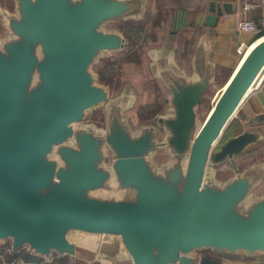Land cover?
<instances>
[{
	"label": "water",
	"instance_id": "obj_1",
	"mask_svg": "<svg viewBox=\"0 0 264 264\" xmlns=\"http://www.w3.org/2000/svg\"><path fill=\"white\" fill-rule=\"evenodd\" d=\"M13 4V11L0 4V243L71 264H227L198 258L203 251L264 256V193H256L264 160L238 165L264 140V113L228 134L264 75V36L204 120L197 112L216 82L211 28L235 6L210 3L190 72L176 59L175 27L145 51L165 112L133 128L132 89L112 96L94 66L130 44L108 26L142 21L149 0ZM100 108L102 127L87 121ZM225 163L227 177L218 172Z\"/></svg>",
	"mask_w": 264,
	"mask_h": 264
},
{
	"label": "rangeland",
	"instance_id": "obj_2",
	"mask_svg": "<svg viewBox=\"0 0 264 264\" xmlns=\"http://www.w3.org/2000/svg\"><path fill=\"white\" fill-rule=\"evenodd\" d=\"M0 4L3 9H8L10 11L14 10L13 0H0ZM164 18L166 19H163L162 16L159 20L151 21L152 16L150 14L149 8L146 17L142 21H116L111 23L108 26V29L121 31L127 37H130L129 30L131 27H144L146 32V41H134V39L130 38V44L124 50V52L114 54L108 59L104 58L94 66L95 71L99 74L100 81L110 84L112 96L119 94V92H121L124 87L129 86L132 89L133 94L136 97V101L134 103V106L129 111H127L126 116L133 128H138L139 125L143 122L148 123L150 120H152V118L150 117L156 112H165V92L159 85L158 81L151 76L148 69V59L145 55V51L148 48L158 45L162 41L163 36L170 32V30L174 29L171 22L172 15L169 17V15L167 16V14H164ZM167 19L168 21H166ZM192 20L193 22L195 21L194 18H192ZM152 22L153 25L155 24V22L159 24L157 25L156 23V26H153L151 25ZM198 32V30H195L193 32V35L197 36V34H199ZM5 35L6 30L4 29L0 18V37ZM180 36V33L176 34V43L178 46L176 59L184 69L190 72V57L192 56L193 52L191 51L188 57L186 56V54H182V48H180L179 46V44L182 43V39ZM247 47L248 46H245L243 49H241L239 56L240 58L244 56ZM107 66H111V68H113V70L115 71L112 78L110 77L109 79L102 76V72ZM232 72L233 68L222 69L219 67L217 69L216 82L204 94L201 104L197 107L198 116L201 120H204L207 116L212 107L213 98L226 83ZM110 79H113V81L109 82ZM87 121L94 122L101 127L104 126L103 108H100L93 114H91L88 117ZM159 135L162 136V133L160 132ZM238 160L239 167L245 168L256 161H261L264 159L253 160L252 156H249V153H245ZM155 161L158 163L164 162L165 154L163 152L156 154ZM218 172L223 177H227L232 174L230 166L226 163L218 167ZM256 193H264V181L258 186V188L256 189ZM8 245L10 246L9 242L5 244L0 243V246L3 248H6ZM202 255H209L227 264H264V256L260 255H255L254 257H246L243 254H239L237 256H229L226 254H212L209 251L196 253V256L198 258ZM54 256L56 255H53V257ZM51 261L52 260L48 261L43 259L42 264H50ZM93 264L99 263L95 262Z\"/></svg>",
	"mask_w": 264,
	"mask_h": 264
},
{
	"label": "crops",
	"instance_id": "obj_3",
	"mask_svg": "<svg viewBox=\"0 0 264 264\" xmlns=\"http://www.w3.org/2000/svg\"><path fill=\"white\" fill-rule=\"evenodd\" d=\"M173 1L176 2L175 8L169 6ZM184 2L195 5L194 10L183 9L182 4ZM211 2L220 5L229 3L235 6L232 13H224L219 16L215 26L211 28L213 60L217 65V69L219 67L222 69L233 68L234 71L242 59L239 57L241 49L245 46L249 47L256 37L249 33H239L236 28L237 22L241 19H251L259 24L261 18L264 17V3H259L254 9L244 12L243 0H149L151 21L159 20L162 16L163 19H166L164 14L169 15V17L172 15V25L176 28L177 33L181 34L182 43L179 46L182 48V54L184 53L188 57L190 52H193L201 31L205 28L203 21L205 16L210 13L209 5ZM167 3L168 8H166ZM192 18L195 19L194 22ZM155 24L153 25L152 22L151 25L156 26ZM195 30L199 31L197 36L193 35ZM260 113H264V80L257 88L251 91L240 106L236 117L239 124L237 129H239L243 121ZM260 129L264 131V124L260 125ZM246 153H249L253 160L264 159V140L251 147Z\"/></svg>",
	"mask_w": 264,
	"mask_h": 264
},
{
	"label": "trees",
	"instance_id": "obj_4",
	"mask_svg": "<svg viewBox=\"0 0 264 264\" xmlns=\"http://www.w3.org/2000/svg\"><path fill=\"white\" fill-rule=\"evenodd\" d=\"M168 3L166 8H168L169 6H171L172 8L176 7L175 1L171 2L169 6ZM194 7L195 5H192V3L189 2H184L182 4V8L185 10H194ZM129 33L130 35L127 33L130 36L129 38L134 39V41H142V40L144 41L146 39L145 38L146 32L144 27H131ZM263 35L264 32L260 33L254 38V41L262 37ZM114 72L115 71L113 70V68H111V66H107L103 70L102 76L107 77V79H109L110 77L112 78ZM238 125H239L238 121L237 119H235L234 122L232 123L231 128L228 131V134H234ZM42 262H43L42 258L27 252L26 248H21L17 252H12L9 245L6 248L0 246V264H42ZM50 264H71V263L69 258L67 257L54 256ZM75 264H84V263L76 262Z\"/></svg>",
	"mask_w": 264,
	"mask_h": 264
},
{
	"label": "built area",
	"instance_id": "obj_5",
	"mask_svg": "<svg viewBox=\"0 0 264 264\" xmlns=\"http://www.w3.org/2000/svg\"><path fill=\"white\" fill-rule=\"evenodd\" d=\"M243 2H244L243 11L248 12L254 9L257 6V4L264 3V0H243ZM236 28L239 33H249L257 36L260 33L264 32V17L261 18L259 24L255 23L251 19H241L237 22ZM263 80H264V75L255 88H257Z\"/></svg>",
	"mask_w": 264,
	"mask_h": 264
},
{
	"label": "flooded vegetation",
	"instance_id": "obj_6",
	"mask_svg": "<svg viewBox=\"0 0 264 264\" xmlns=\"http://www.w3.org/2000/svg\"><path fill=\"white\" fill-rule=\"evenodd\" d=\"M110 81H113V79H111ZM109 81V82H110ZM157 113V112H156ZM154 116H155V114L154 115H152L150 118H154ZM148 123H152V120H150ZM159 165H161V163H159Z\"/></svg>",
	"mask_w": 264,
	"mask_h": 264
},
{
	"label": "bare ground",
	"instance_id": "obj_7",
	"mask_svg": "<svg viewBox=\"0 0 264 264\" xmlns=\"http://www.w3.org/2000/svg\"><path fill=\"white\" fill-rule=\"evenodd\" d=\"M250 47H251V46H249V47L247 48V50L250 49ZM247 50H246V51H247Z\"/></svg>",
	"mask_w": 264,
	"mask_h": 264
}]
</instances>
